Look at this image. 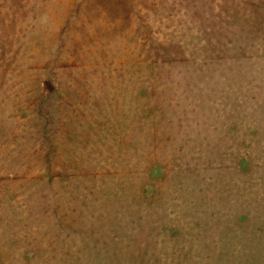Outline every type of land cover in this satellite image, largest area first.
I'll return each instance as SVG.
<instances>
[{
	"label": "rangeland",
	"instance_id": "1",
	"mask_svg": "<svg viewBox=\"0 0 264 264\" xmlns=\"http://www.w3.org/2000/svg\"><path fill=\"white\" fill-rule=\"evenodd\" d=\"M0 264H264V0H0Z\"/></svg>",
	"mask_w": 264,
	"mask_h": 264
},
{
	"label": "trees",
	"instance_id": "2",
	"mask_svg": "<svg viewBox=\"0 0 264 264\" xmlns=\"http://www.w3.org/2000/svg\"><path fill=\"white\" fill-rule=\"evenodd\" d=\"M220 29H222V28H220ZM223 29L225 30V28H223ZM226 44L229 46L230 43L227 42Z\"/></svg>",
	"mask_w": 264,
	"mask_h": 264
}]
</instances>
